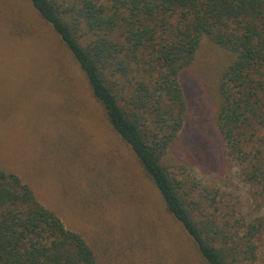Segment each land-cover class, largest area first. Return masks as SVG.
Instances as JSON below:
<instances>
[{"label": "trees", "instance_id": "obj_1", "mask_svg": "<svg viewBox=\"0 0 264 264\" xmlns=\"http://www.w3.org/2000/svg\"><path fill=\"white\" fill-rule=\"evenodd\" d=\"M26 1L74 59L110 129L203 263L264 264V0ZM203 39L229 59L214 124L249 187L254 217L231 194L164 164L188 115L181 76ZM0 264L97 261L80 234L0 168Z\"/></svg>", "mask_w": 264, "mask_h": 264}, {"label": "rangeland", "instance_id": "obj_2", "mask_svg": "<svg viewBox=\"0 0 264 264\" xmlns=\"http://www.w3.org/2000/svg\"><path fill=\"white\" fill-rule=\"evenodd\" d=\"M228 60L201 41L181 76L188 115L164 164L231 194L254 217L249 187L214 124ZM0 168L80 234L97 264H204L110 129L74 59L26 0H0Z\"/></svg>", "mask_w": 264, "mask_h": 264}, {"label": "crops", "instance_id": "obj_3", "mask_svg": "<svg viewBox=\"0 0 264 264\" xmlns=\"http://www.w3.org/2000/svg\"><path fill=\"white\" fill-rule=\"evenodd\" d=\"M16 175V174H15Z\"/></svg>", "mask_w": 264, "mask_h": 264}]
</instances>
